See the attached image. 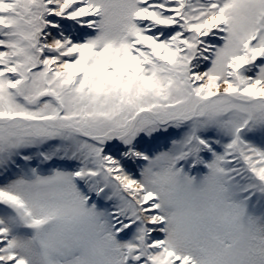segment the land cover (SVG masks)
I'll return each mask as SVG.
<instances>
[{
	"label": "snow or ice",
	"instance_id": "obj_1",
	"mask_svg": "<svg viewBox=\"0 0 264 264\" xmlns=\"http://www.w3.org/2000/svg\"><path fill=\"white\" fill-rule=\"evenodd\" d=\"M0 264H264V0H0Z\"/></svg>",
	"mask_w": 264,
	"mask_h": 264
}]
</instances>
